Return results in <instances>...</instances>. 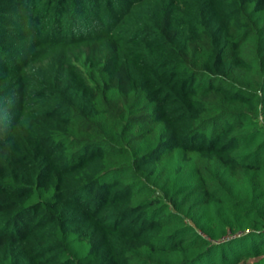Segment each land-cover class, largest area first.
<instances>
[{"label":"trees","instance_id":"16d2710c","mask_svg":"<svg viewBox=\"0 0 264 264\" xmlns=\"http://www.w3.org/2000/svg\"><path fill=\"white\" fill-rule=\"evenodd\" d=\"M96 2L24 3L66 41ZM152 3L141 64L111 38L28 65L45 101L0 124V264H264V0Z\"/></svg>","mask_w":264,"mask_h":264},{"label":"rangeland","instance_id":"374dc122","mask_svg":"<svg viewBox=\"0 0 264 264\" xmlns=\"http://www.w3.org/2000/svg\"><path fill=\"white\" fill-rule=\"evenodd\" d=\"M25 1L0 0V6L6 13L15 16L12 23L14 25L0 36V80L6 82V86L18 89L15 94L11 93L10 88L7 89L6 98L0 95V124L8 130L12 128L14 119L26 116L28 119V115L45 101L41 95L45 79L36 70H28L27 67L32 61L41 60L52 50L71 49L87 42L103 47L106 39L113 38L119 46L120 59H126L135 65L141 64L140 56L143 53L154 51L133 40L143 33V28L156 27L158 16L154 14L153 0H143L142 4L140 1L133 3L122 0L121 4L115 5L98 0L92 4V10L87 8L83 12H76L74 32L80 34L76 38L68 36L66 41L50 39L52 25H48L46 19L32 18ZM194 1L169 0V3L172 12L183 17ZM101 60L102 58H97L92 61L86 57L72 59L69 63L70 73L77 80L93 83Z\"/></svg>","mask_w":264,"mask_h":264}]
</instances>
